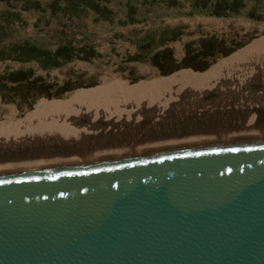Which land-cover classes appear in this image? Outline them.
I'll return each instance as SVG.
<instances>
[{
	"label": "water",
	"instance_id": "1",
	"mask_svg": "<svg viewBox=\"0 0 264 264\" xmlns=\"http://www.w3.org/2000/svg\"><path fill=\"white\" fill-rule=\"evenodd\" d=\"M0 264H264V143L1 176Z\"/></svg>",
	"mask_w": 264,
	"mask_h": 264
},
{
	"label": "rangeland",
	"instance_id": "2",
	"mask_svg": "<svg viewBox=\"0 0 264 264\" xmlns=\"http://www.w3.org/2000/svg\"><path fill=\"white\" fill-rule=\"evenodd\" d=\"M61 1L0 0V77L13 78L11 72L22 71L14 77L26 80L31 71V81L36 79L45 92L36 99L38 92L28 83L14 93L5 88L19 100L5 102L0 92V123L7 124L15 114L8 122L13 125L62 99L93 93L114 94L106 100L113 102L106 103L117 112L128 105L120 101L122 90L201 76L264 37V20L257 19L264 18V0H89L99 12L84 0L67 7ZM140 43L148 44L147 55ZM21 46L41 60L22 61L31 54L19 53ZM32 46L37 49L31 51ZM3 78L0 85L8 80Z\"/></svg>",
	"mask_w": 264,
	"mask_h": 264
},
{
	"label": "bare ground",
	"instance_id": "3",
	"mask_svg": "<svg viewBox=\"0 0 264 264\" xmlns=\"http://www.w3.org/2000/svg\"><path fill=\"white\" fill-rule=\"evenodd\" d=\"M121 92L120 101L128 105L117 112L106 103L114 94L93 93L59 101L13 125L8 122L15 114L8 116L7 124L0 123V177L195 147L263 144L264 37L201 76Z\"/></svg>",
	"mask_w": 264,
	"mask_h": 264
},
{
	"label": "trees",
	"instance_id": "4",
	"mask_svg": "<svg viewBox=\"0 0 264 264\" xmlns=\"http://www.w3.org/2000/svg\"><path fill=\"white\" fill-rule=\"evenodd\" d=\"M85 4H86V7L87 8H90L92 11H94V12H99L98 11V9L96 8V5L92 2H89V0H84L83 1ZM61 4H63V5H66V7L69 5V4H71V5H74V3H73V0H63V1H61ZM210 15H216V16H224V14H221V13H216V12H213V13H211ZM250 17L251 18H255L253 15H250ZM112 19V18H111ZM111 19H108V20H111ZM257 19H263L264 20V18H261L260 16H258L257 17ZM146 46H148V44H145V43H140L139 44V47H140V49H142V51H144V53H146L147 52V50L145 49V47ZM21 48L23 49V50H21L20 49V51H19V53H30L31 54V56L29 57V59H21L22 61H29V60H37V61H40L41 59L40 58H38L35 54H33L32 52H30V51H28L27 49H24V46H21ZM32 50L31 51H34L35 49H37V48H35V47H33L32 46ZM12 51H13V49H12ZM11 51V52H12ZM10 52V53H11ZM37 52H39V50H37ZM148 54V52L146 53V55ZM46 55L48 56V57H50V54L48 53V52H46ZM203 55V53L202 52H198V55L197 56H202ZM9 56H11V54H9ZM35 57H37V58H35ZM158 57V53H154V55H153V61H154V63H158V60H156V58ZM8 58H10V59H15V58H12V57H8ZM73 58V57H72ZM72 58H69V60H71ZM186 59H184V61H185ZM156 65V64H155ZM52 66H56V65H52ZM156 66H158V65H156ZM183 66H190L187 62H184L183 63ZM195 67H197V66H195ZM47 68H50V67H47ZM160 69V71H162L163 73H166V71L165 70H163L164 68H159ZM202 69V68H201ZM204 69V68H203ZM21 72L22 71H13V72H11L10 74H9V77L11 76V77H13V78H7V77H4V78H7L8 80H5L3 77H0V78H3L5 81L0 85V92L2 93V97H3V100L5 101V102H17L18 100H19V98H18V96H16V93H15V96L13 95V94H10V93H6L5 92V88H9L8 89V91H11L12 93H14L15 91H17L18 89H19V87H25L26 85V83H28V85H30V86H32V88H34L38 93H35V97H36V99L39 97V96H41V95H43V93H45L44 91L42 92V91H40L38 88L40 87L39 86V83L37 82V80L36 79H34L33 81H31V76L30 75H32V73H31V71H28L27 73L29 74V76L27 77V79L26 80H19V78L17 79V78H15L14 76L16 75V76H18L19 74H21ZM0 76H2V75H0ZM63 101H65V100H63Z\"/></svg>",
	"mask_w": 264,
	"mask_h": 264
},
{
	"label": "flooded vegetation",
	"instance_id": "5",
	"mask_svg": "<svg viewBox=\"0 0 264 264\" xmlns=\"http://www.w3.org/2000/svg\"><path fill=\"white\" fill-rule=\"evenodd\" d=\"M72 99H73L72 97H69V98H67V99H62L61 101H63V100H67V101H70V100H71V101H72ZM53 102H57V101H53ZM47 106H48V105H47Z\"/></svg>",
	"mask_w": 264,
	"mask_h": 264
}]
</instances>
